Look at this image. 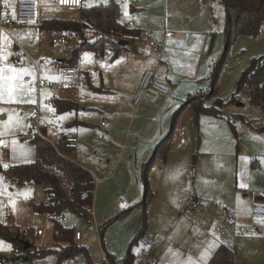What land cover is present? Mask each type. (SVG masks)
Returning a JSON list of instances; mask_svg holds the SVG:
<instances>
[{
	"label": "rangeland",
	"instance_id": "1",
	"mask_svg": "<svg viewBox=\"0 0 264 264\" xmlns=\"http://www.w3.org/2000/svg\"><path fill=\"white\" fill-rule=\"evenodd\" d=\"M117 1L121 7L120 22L127 27L130 19L135 20L138 26L148 29L163 24L168 19L164 17L165 9L166 17L178 14V19L174 20L186 22V30L181 34L184 37L182 40L178 39L180 34L173 33L169 27H163L166 41L162 55L149 44H140L139 40H130L126 45L129 50L154 53L160 65L159 75L164 74L170 78L167 79L170 82L166 84L169 92L160 94L174 98L176 96L170 90L178 86L176 91L183 98L177 111L171 112V128L173 118L177 115V134L176 140H172L166 163L157 160L148 171L150 186L159 192L152 211L146 209L144 212V195L140 201L131 205L128 203L129 195L135 198L144 189L145 175L135 150L140 147L139 157L142 156V146L146 139L142 138L137 143L135 128L132 132L128 129L119 131L116 136L111 137L106 131L107 127H100V123L104 120L110 125L115 120L123 122L126 119L129 126L133 119L131 121L135 120V127L139 123H147L150 127L152 123L166 119L172 105L166 102V97H160L151 107H145L142 101L145 93L138 98V90L132 103L130 102L131 110L129 106L123 111L115 109L118 102H115L114 91L94 93L89 88L85 70L92 65L91 58L84 57L82 62L79 61L75 77L69 81V86H63V67L60 62L72 56L79 43L78 38L71 36L68 31L63 34L68 38L67 44L58 48L52 44L51 32L41 29L40 24L45 18L52 16L79 20L80 14L77 9L61 8L53 0H49L41 10L42 19H38L37 23L12 24L7 27L8 33L0 32V56L3 57L0 59V67L34 70L33 75L23 76L24 92L20 98L36 101H0V221L27 228L29 242L38 241L43 250L56 248L51 220L44 214L36 213L30 205V200L47 202L48 195L44 188L33 184L16 186L4 175L9 166L35 160V146L29 137L34 131L31 115L39 101L42 122L44 116L49 118L50 112L54 110L52 95L56 93L59 100L71 99L75 102L78 110L74 109L69 113L72 119L78 113L88 129L84 133L78 132L77 154L71 152L73 160L90 169L103 168L109 175L96 183V220L99 230L93 222L87 221L86 215L72 211L63 213L62 223L75 230L76 245L83 246L87 251L80 252L74 258H67L61 264H87V253L93 264H103L104 255L122 262L131 242L144 224L145 213L147 227L143 236L133 245L135 264H152V261L158 264H188L189 259L193 264H202L201 251L208 248L212 236H216L225 226L232 225L223 213L224 205H229L232 209L239 208V205H246L253 197V189L264 192V112L249 102L245 90L236 93V85L251 60L264 55V28L257 36L241 34L232 44L219 72L216 87V96L226 102L222 109L223 116L202 115L196 126L193 123V111L187 104L190 97L198 93L202 92L208 97L212 80L225 53L224 29L227 20L222 0ZM39 2L41 1L37 0L38 4ZM99 2L106 0H85L87 5ZM13 14L8 16L14 18ZM38 15L41 18L40 8ZM195 26L201 31L190 30ZM195 32L201 36H194ZM85 33L89 40L96 38V31L92 28ZM144 38L150 39L146 36ZM191 38L192 52L186 49ZM157 40L159 39H154L158 42ZM19 45L28 54H23ZM14 56H17V61ZM83 67L86 69H82ZM146 71L155 73L153 69ZM7 74L9 73L6 72ZM38 75L54 86L42 88L38 92ZM155 79L159 81L156 73ZM29 88L33 91H28ZM150 90L156 92L153 89L146 92ZM92 95L94 100L90 99ZM214 97L206 99L205 104L211 105ZM55 116L57 119L58 114ZM57 126L60 127L61 124ZM171 128L165 136L171 132ZM99 131L105 135L100 136ZM160 141L155 145L147 163ZM88 147H92L91 152L87 150ZM114 170L115 177L108 181ZM169 184L173 187L167 191ZM241 184L245 187H241ZM202 200L208 204L206 212H203L201 219L193 220L191 207L195 202L202 204ZM164 206L169 211L162 215ZM230 220L233 218L230 217ZM254 221L252 226H239L244 236L240 250H236L239 264H264L263 220L254 218ZM37 226H45L46 234L42 241L32 235ZM5 243L10 247L0 253L1 264H5L13 253V246L23 249L20 244ZM55 259V254L51 253L31 263L54 264Z\"/></svg>",
	"mask_w": 264,
	"mask_h": 264
},
{
	"label": "trees",
	"instance_id": "2",
	"mask_svg": "<svg viewBox=\"0 0 264 264\" xmlns=\"http://www.w3.org/2000/svg\"><path fill=\"white\" fill-rule=\"evenodd\" d=\"M222 3L227 20L224 29L225 53L212 80V89L208 97L201 99L191 98L187 104L193 111V123L196 126H198L200 116L203 114L216 117L223 116L222 109L226 102L216 96V87L219 72L232 44L239 35L249 34L257 36L264 28V0H222ZM79 13V20L51 18L44 20L40 24L41 29L53 32L54 36L63 35L69 31L72 34L71 36L78 38L79 44L74 48L72 56L68 60H64L66 66H76L81 53L87 50L104 54L107 49H114L116 54L121 53L127 49L119 44L116 37L124 32L139 35L138 29H129L120 22L121 7L117 0H106V2H99L93 5L85 4L84 0L83 5L79 8ZM90 28L96 31V38L93 40H89L86 37L85 31ZM241 90L246 91L249 102L252 105L259 107L264 112V55L254 57L249 67L243 72L236 85V93ZM212 96H215L213 103L211 105L205 104L206 99ZM53 106L56 112L59 113L66 110H74L77 107L75 102L58 99L53 100ZM176 116L173 118L171 132L158 143L153 156L145 166L142 202L144 212H146L154 194L148 181V171L157 160L166 161L174 137L177 123ZM231 125L234 127L232 122ZM29 137L35 146V160L29 163L9 166L4 175L7 180L16 186L26 184L42 186L48 195L47 202L37 203L34 200H30V205L36 213L50 217L56 248L39 250L33 253H29V250H27L29 255L26 260L33 261L54 253L56 257L54 264H61L65 259L74 258L80 252L87 251L83 246L76 245L75 230L65 226L61 221V217L66 211L87 216L84 209L86 206L94 204L96 182L91 174L80 164L67 156L61 155L50 143L38 136ZM59 147L67 154H71L65 148L63 139L59 140ZM147 223L145 213L144 224L138 235L131 242L122 262L115 261L109 255L113 264H135L133 245L138 238L143 236ZM24 230L0 221V237L13 244L24 246L26 242H29L27 237L29 234ZM86 262L87 264H93L88 253ZM207 264H235V252L228 246L221 245Z\"/></svg>",
	"mask_w": 264,
	"mask_h": 264
},
{
	"label": "crops",
	"instance_id": "3",
	"mask_svg": "<svg viewBox=\"0 0 264 264\" xmlns=\"http://www.w3.org/2000/svg\"><path fill=\"white\" fill-rule=\"evenodd\" d=\"M39 1H41V2H39L40 17H41V15H42L41 10L43 9V6H45L46 3L49 2V0H39ZM53 1L57 5V0H53ZM15 3H16V0H0V7L2 4H5L8 7V9H6L4 12L0 11V14L1 15H8L10 13H14ZM77 10L79 11V8ZM163 13H165L164 17L168 18V19H165L163 24L161 23L158 26L154 25V27H149V29L145 28V26H144V28H143V26H138L136 24L135 20H133V19H130L129 22L133 20L135 22V26L134 27H127L126 26L129 29H131V28L138 29L139 30V36L150 37V39H153V40L156 38L159 39V40H157L158 43L162 44V47L159 50V53L161 55L164 53L163 48H164V44L166 41V33L163 32V27L164 26H166V28L169 27L173 33L176 32V33L180 34L178 37V39H180V40L184 39V37L181 36V34L184 33L183 31L186 30V22L185 21L179 22V21L174 20V19H178V17H179L178 14H174V16H172V17H170V16L166 17V9H165V11H163ZM51 18H45V20L51 19ZM38 19H42V17L39 18V15H38ZM53 19H60V18L53 17ZM61 20H70V19L61 18ZM129 22H128V25H129ZM190 30L201 31V29H198L197 26H195L194 29H190ZM0 32H2V31H0ZM49 32H51V31H49ZM6 33H8V32H6ZM51 35H52V37L54 36L53 32H51ZM196 35H198L197 32L194 33V36H196ZM200 36L201 35H198V37H200ZM93 39H90V40H93ZM78 42H79V40H78ZM78 44H77V46H78ZM16 47H18V46L16 45ZM125 47L127 49L126 45H125ZM19 48L23 54H28L23 46L19 45ZM180 49L181 48L179 46V51H180ZM186 49L188 51L192 52V50H193L192 38H191V43H188L186 45ZM150 51H152V50L150 49ZM85 53L92 54V55H90V57H88V58H91V61H92V65L90 66L91 69L90 68L86 69L85 68L86 66L82 68V69H86L85 75L87 77V82L89 84V88L94 93H99V92L111 93L114 91V94H116L115 102H118V103H116L117 105H116L115 109H119V110L123 111V110H126L127 107L129 106L130 110H131V107H132L131 103H132L133 99L135 98V96L139 90L140 82L143 78V75L147 72L146 70L153 69L156 73L157 79L160 82L165 83V84H168V82H170V80L167 81V79H170L168 76H164V74L159 75L160 65H159V62L156 61V56L154 53H151V52L140 53V52H137L136 50L127 49L125 51H122L121 53L116 54L114 49H107L104 54H99L98 52L87 50V51H84L81 53L80 58L76 64V66H74V69H76L79 66V61L82 62L83 58L85 57L84 56ZM167 55H170V54H167ZM14 59L17 61V59H18L17 56H14ZM160 61H161V59H160ZM60 66L61 67L66 66L64 61L60 62ZM38 77H40V76L38 75ZM177 88H178V86L173 87L170 90V92L172 91V93H173L172 95L176 96L174 98L168 97L167 95H161L160 93H158V92L156 93V92L151 91V90L148 92H145L144 99L142 100L143 104H145V107H151L153 105V103H155V101L157 99H159L160 97H166L165 98L166 102H168L170 105H172L170 107L171 111L169 112L168 117L166 119H164L163 121L161 120L158 123H156V122L152 123L150 127L147 126V123H144V124L139 123V125H137L135 127V120L131 121L133 119L130 120L129 126H128L129 121L127 122L126 119L123 122H121L119 120H115V121L111 122L110 125L107 123L102 125V122H104V120L101 121V123H100V127H107L106 131L108 134H110L111 137L116 136L117 132H119V131H123V130L128 129V130H130V132H132L133 128H135V140H137V143L139 141H141L142 138L146 139L145 144H143V146H142V156L139 157V155L141 154V153H139L140 147L135 150V155H137L138 162H141L142 171H144L147 160L149 159L150 155L152 154L153 149H154L155 145L157 144V142L160 141L166 135V133L169 131V129L171 128V112L175 113L177 111V109L179 108L181 101L183 100V98H181L179 96V93L176 91ZM191 98H197L198 99V98H207V97L205 96V94H202V92H201V93H198L196 96H191L190 99ZM90 99L94 100L93 95L91 96ZM64 100H68V101L73 102V100H71V99H64ZM94 104H96V102H94ZM52 105H53V103H52ZM53 108L55 109L54 106H53ZM77 110H78V106L76 107L75 111H77ZM70 111H73V110H66V111H63L60 113L56 112L58 114L57 119H56V116H52L51 114L50 115L52 117L49 116V118L44 116V121H43L44 122V129L48 132V131H50L51 128H57L63 134H66L68 132H75L76 135H78V132L84 133V131H87L88 129L85 128L84 122L81 120L78 113L76 114L77 115L76 118L72 119L71 114L69 113ZM203 115H205V114H203ZM128 116H129V114H128ZM61 117H64V118L61 119ZM214 117H216V116H214ZM58 124H61V126L58 127L57 126ZM79 126H81L80 129H79ZM176 131H177V126H176L175 131H174V138H173L174 141L176 140V134H177ZM100 132L101 131H99L98 134ZM82 138H83V136H82ZM91 149H92V147L87 148V150L90 152H91ZM183 151H184V149H183ZM76 152L77 151L75 150L73 152V154L76 155L77 154ZM141 157H142V159H141ZM164 163H166V161ZM109 168H110V166H109ZM111 173H112V177H110L108 179V181L113 180V178L116 175V170L112 171ZM169 186H170V184H169ZM169 186L167 188V191H168V189L172 190L173 185H171L170 187ZM140 188H141V186H140ZM152 190L154 193L153 198H152V200L149 203L148 208H147V210L150 212L152 211V207L154 206L155 200L159 194L157 188H156L157 191H155L153 188H152ZM252 194H253L252 195L253 197L250 200H248L247 204L243 205V206L239 205V208H233L232 209V208H230L229 205H226V206L224 205L225 212L223 211V213H225V217L227 218V220H229L232 223V225L225 226L222 230L219 231V233L216 236H212V241L209 244L214 243L216 246L214 248L210 249V255H208L206 261H208V262L210 261V259L214 256V254L216 253V251L218 250V248L221 245H226L229 248H231L232 250H234V252H235V264H239L238 259L236 257V250H238V251L240 250V244L244 240L243 239L244 236L241 234L242 231H240L239 226L245 225L248 227L249 225H251V226L254 225V222H255L254 221V218H255V216H254V205L258 201H264V192L263 191H261L259 189H255V190L253 189ZM142 195H144V189L143 188L135 196V198H132L129 195L128 196L129 205L134 204L135 201L136 202L140 201L139 199H141ZM95 196H96V194H95ZM201 202H202V204L199 203L201 205L200 207L194 208L193 205L191 207V210H192L191 215H192L193 220L196 218H197V220L201 219L203 212H206V208L208 207V204L203 203L204 200H202ZM93 205H94L95 218L97 219V217H98V211H97L98 210V198H96V200L94 199ZM205 205H207V206H205ZM216 206H217V204H216ZM187 210H189L188 206H187ZM236 210H239V212H237ZM168 211H169L168 207L165 208V206H164V209L161 212V214L162 215L167 214ZM46 217L50 221V217L47 215H46ZM230 217L233 218L232 221L230 220ZM245 218H246V221L243 222V219H245ZM260 221H262V220H260ZM262 222L263 223H261V224L264 226V220ZM97 223H98V221H97ZM7 225H10L12 227L21 228V227L12 225V224H7ZM51 225H52V222H51ZM26 229L27 228H25V230ZM33 230H39L41 232L42 235L40 236V241H42L45 237V234H46L45 226H37ZM0 240L3 241L4 245H7L5 243L6 241L8 243H10V241L5 240L2 237H0ZM13 245H11V246H13ZM32 248L33 247H31V249ZM41 248H42V245H41ZM5 249H7V247L0 246V253L3 252ZM31 249H28L29 253H33L32 250H34V252L37 251L35 248H33L32 250ZM205 249H203L201 251V253H204ZM207 249L209 250V246ZM42 250H43V248H42ZM29 253L27 251H25L24 254L18 255V256L12 253L5 264H21L24 262L31 263L32 261L26 260V257H28ZM24 258H25V260H24ZM152 262H154V261H152ZM154 263L158 264L156 262H154Z\"/></svg>",
	"mask_w": 264,
	"mask_h": 264
},
{
	"label": "built area",
	"instance_id": "4",
	"mask_svg": "<svg viewBox=\"0 0 264 264\" xmlns=\"http://www.w3.org/2000/svg\"><path fill=\"white\" fill-rule=\"evenodd\" d=\"M131 2H134V0H129ZM84 3V0H67V2H63V0H57V5L61 8H69V9H78L80 8ZM8 9V7L5 4H2L0 7V11H5ZM38 10H39V4L36 0H16L15 6H14V18H10L8 15H1L0 14V31L2 32H8L7 27L12 24H25V23H37L38 22ZM129 27H134L135 22L132 20L129 22ZM116 39L119 41L121 39H125L128 42L130 40H139L140 44H149L155 51H159L162 47V44L148 38H144L142 36L132 34L129 32H124L123 34H120L116 37ZM68 38L65 35H55L52 37V44L58 48H63L67 44ZM62 79H63V86H68L69 81L74 78L75 76V69L74 67L70 66H64L62 70ZM54 84L48 80L42 79L40 77L37 78V88L38 92L41 91L42 88L45 87H53ZM148 89H153L158 93L161 94H167L169 92V87L157 81L155 79V73L147 71L140 82L139 90L140 93L138 95V98L145 93ZM57 94L53 93L52 100H56ZM52 116H55L56 111L55 109L50 112ZM31 121L34 128V131L30 134V136H38L48 143H50L61 155L67 156L68 158L72 159L71 154H67L59 147V140L63 139V143L65 145V148L68 149L70 152H74L78 147V137L76 133L74 132H68L66 134H63L59 129L57 128H51L50 131H46L44 129V123L42 122L41 117V105L39 104V101L35 107L34 112L31 115ZM105 122H102V125H104ZM100 136H104V133H99ZM75 161V160H73ZM76 162V161H75ZM81 165V164H80ZM85 170H87L91 176L93 177L94 181L97 183L98 181L107 178L108 172L103 168L98 169H90L87 168L84 165H81ZM201 205L197 202L193 203V207H200ZM207 206V205H205ZM84 211L87 213L88 222L94 223L96 226V229L99 230V225L95 218V212L93 205L86 206ZM254 216L258 220H264V201H258L254 205ZM41 232L39 230L33 231V236L40 238ZM40 240V239H39ZM30 247H33L35 249L40 250L41 249V243L38 241L29 242ZM25 246V245H24ZM23 246V249H19L16 246L12 247V252L15 255H22L24 254L26 249ZM1 264V263H0ZM21 264H30L29 262H24ZM103 264H113L110 257L107 255H104ZM152 264H155L152 262Z\"/></svg>",
	"mask_w": 264,
	"mask_h": 264
},
{
	"label": "snow or ice",
	"instance_id": "5",
	"mask_svg": "<svg viewBox=\"0 0 264 264\" xmlns=\"http://www.w3.org/2000/svg\"><path fill=\"white\" fill-rule=\"evenodd\" d=\"M63 2H67V0H63ZM14 17V14H13ZM91 54L85 53V58L90 57ZM0 59H3L0 56ZM6 72L9 73L6 75ZM34 70H29L26 68L16 69L14 67L8 66L7 69L0 67V101L5 103H35V100L21 99V94L24 92V85L22 83V78L25 75H33ZM28 91H33L32 88H29ZM64 117H61L63 119ZM255 138V137H254ZM7 167V165H5ZM2 179V178H0ZM241 187H245V185L241 184ZM0 246L10 247L4 245L3 241H0ZM216 245L214 243L209 245V249L214 248ZM208 255H210V251L208 249L205 250V253L201 255L202 264H206V260ZM188 264H193L191 259H189Z\"/></svg>",
	"mask_w": 264,
	"mask_h": 264
},
{
	"label": "water",
	"instance_id": "6",
	"mask_svg": "<svg viewBox=\"0 0 264 264\" xmlns=\"http://www.w3.org/2000/svg\"><path fill=\"white\" fill-rule=\"evenodd\" d=\"M119 44H120L121 46H125V45L128 44V41L125 40V39H121V40H119ZM30 246H31V245H30L29 242H26V243H25V248H26V249L30 248Z\"/></svg>",
	"mask_w": 264,
	"mask_h": 264
}]
</instances>
